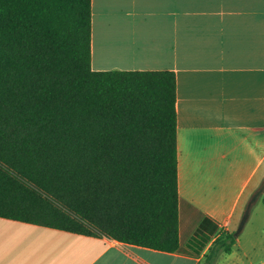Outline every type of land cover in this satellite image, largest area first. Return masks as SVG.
Returning a JSON list of instances; mask_svg holds the SVG:
<instances>
[{
	"label": "trees",
	"instance_id": "1",
	"mask_svg": "<svg viewBox=\"0 0 264 264\" xmlns=\"http://www.w3.org/2000/svg\"><path fill=\"white\" fill-rule=\"evenodd\" d=\"M91 62L92 0H0V217L175 253V73Z\"/></svg>",
	"mask_w": 264,
	"mask_h": 264
},
{
	"label": "crops",
	"instance_id": "2",
	"mask_svg": "<svg viewBox=\"0 0 264 264\" xmlns=\"http://www.w3.org/2000/svg\"><path fill=\"white\" fill-rule=\"evenodd\" d=\"M91 64L175 73L179 250L0 217V264H264L212 251L264 168V0H92Z\"/></svg>",
	"mask_w": 264,
	"mask_h": 264
},
{
	"label": "rangeland",
	"instance_id": "3",
	"mask_svg": "<svg viewBox=\"0 0 264 264\" xmlns=\"http://www.w3.org/2000/svg\"><path fill=\"white\" fill-rule=\"evenodd\" d=\"M264 168L249 197L243 202L236 219V233L240 245L236 250L240 255L247 253L250 257L264 259V191L261 185ZM234 248V246H233ZM232 248V249H233Z\"/></svg>",
	"mask_w": 264,
	"mask_h": 264
}]
</instances>
